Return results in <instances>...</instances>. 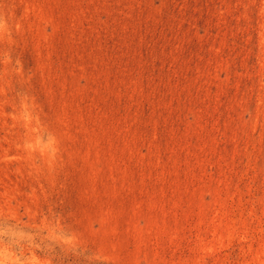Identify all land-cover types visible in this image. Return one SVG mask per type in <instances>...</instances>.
<instances>
[{
    "label": "rangeland",
    "instance_id": "obj_1",
    "mask_svg": "<svg viewBox=\"0 0 264 264\" xmlns=\"http://www.w3.org/2000/svg\"><path fill=\"white\" fill-rule=\"evenodd\" d=\"M0 264H264V0H0Z\"/></svg>",
    "mask_w": 264,
    "mask_h": 264
}]
</instances>
